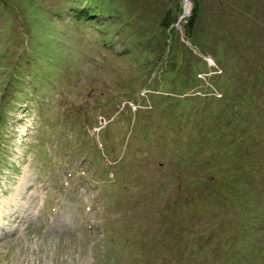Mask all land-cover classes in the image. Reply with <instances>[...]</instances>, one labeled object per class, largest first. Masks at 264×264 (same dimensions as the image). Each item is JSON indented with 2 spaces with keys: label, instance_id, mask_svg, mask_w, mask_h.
Here are the masks:
<instances>
[{
  "label": "rangeland",
  "instance_id": "obj_1",
  "mask_svg": "<svg viewBox=\"0 0 264 264\" xmlns=\"http://www.w3.org/2000/svg\"><path fill=\"white\" fill-rule=\"evenodd\" d=\"M92 1L114 11L109 32L76 17L89 0H0V264H171L155 263L166 250L153 232L173 242L176 223L201 264H264V227L247 222L264 216V155L255 171L241 153L264 139V79L243 98L248 69L264 68V0H201L193 30L192 0H134L128 30L112 23L129 24L130 8ZM146 181L159 204L181 195L173 229L158 227L153 199L139 203Z\"/></svg>",
  "mask_w": 264,
  "mask_h": 264
},
{
  "label": "trees",
  "instance_id": "obj_2",
  "mask_svg": "<svg viewBox=\"0 0 264 264\" xmlns=\"http://www.w3.org/2000/svg\"><path fill=\"white\" fill-rule=\"evenodd\" d=\"M89 1H90L89 2L90 3V6H86L85 5L83 8L79 7L80 10L79 9L78 10L76 9V11H77L76 17L79 18L80 20H87L89 22H94V21L97 22V19H100L101 18L103 21H106L107 22L106 23L107 24L106 30H107V32H109L110 31V25L111 24H109L110 21L106 20L105 18H106V14H108L110 16H113V13L112 12H114V11H109V12H106L104 14L103 11H101L100 6L96 2H94L92 0H89ZM116 1H119L121 3V5L124 6L125 8H127V9L130 8L132 10V12H134V13L131 12V14L132 15H136V16H131V19L129 21L130 22L129 24H127L125 22L122 25L121 24H117V23H112L113 26H117V25L120 26V27L122 26V29L123 30H128V29H130V28L133 27L132 26L133 24H131V23H133V20H135L136 22H139L140 21V18H139L140 15L139 14H136L137 12L134 10V8L136 7L137 4H135L136 2L134 0H116ZM200 1L201 0H192L193 5H194L193 6V10H192L191 14L188 16L187 22H186V28H188L189 30H193L195 28L196 22H197V18H198V16H200L199 15L200 14V10H201L200 3H199ZM215 1L217 2L216 6H221V7L224 6L226 9L230 7L231 0H215ZM238 3H243L245 5L246 4H249L248 7H251V8H252V5L254 6V4L252 3L251 0H247V1L246 0H241ZM81 6H83V5H81ZM231 10L233 12L240 11L237 8V6H232ZM180 12H182V8L180 9ZM183 12H184V10H183ZM175 14L176 13H173L171 11V9H168L166 11L165 15L162 17V19L160 21V26H162L164 29H168V30L171 29L172 30L173 29L172 28V25L174 23V20L176 19L175 18ZM142 15H143V13L141 14V16ZM258 17H260V16L258 15ZM263 17L264 16L262 15V18ZM140 25H142V24L140 23ZM145 27H147V26H145ZM99 31H100V34H101V38L103 40L106 39V37L108 35H104V31L102 29H99ZM187 34L189 36H192V34H190V33H187ZM166 36H167L166 37V39H167V38H170V36H172V35H170V33H168V35H166ZM135 40H137V42H140L142 44L145 43V42H148V44L150 45V51L152 50V46H151L152 43H151V41H149V39H147L144 35H138ZM122 46H123L122 51H125V49L127 51L128 48H131L129 46V44H126L125 45L123 41H122ZM140 46H138L135 50H137ZM154 47L155 46H153V48ZM170 61H172V59H170ZM248 70H250L249 71L250 74H253V76L255 75V78H253L252 80L249 79L248 82H247V86H246L245 90L243 91V96H244L243 98L245 100H247V97H250L251 95L253 96L255 94V93H253V88H255L256 90H257V88L260 89V86L258 85V78H257V76L260 77V80L261 79H264V77L261 78L262 77V71H264L263 66H261V68L258 71V72H261L260 74L259 73L257 74V72H255V70L253 68H252V70L251 69H248ZM242 73H244V72H242ZM260 83L261 84H264L263 81H261ZM256 93L258 94V97L261 99L262 104L264 105V90H261L260 89V91H258ZM154 94H156V93H154ZM255 98H256V96H255ZM242 101H244V100L242 99ZM132 103H133V101H132ZM236 104L239 107L241 106V103L240 102L239 103H236ZM238 119H239V117L237 118V116L236 117H232L231 119H229L227 121V126L228 127L235 126L239 122ZM168 138L174 139L173 133H169L168 134ZM168 138H167V140H168ZM201 143H203V141ZM241 144L245 146V147H242L241 148L242 155H246L247 157L248 156H251V161L249 163L250 164H253L254 165L253 166L254 167V170L257 171L258 161L261 160L262 159L261 157L264 155V139L263 138H260L258 141H254L253 140L250 143H241ZM259 145H261L263 147V149H261ZM197 150H198V153H199V149L198 148H197ZM193 152L194 151H188L187 158H186V155H185V157L183 159L190 158L189 155H191ZM193 154H197V151L195 153H193ZM241 159H244V158H241ZM199 161L200 160H198V159H194L193 161L192 160L190 161L193 164L192 165L193 166V169L191 171H192V174H194V175H196L195 174V170H200L202 168L201 166H202L203 162H199ZM180 164L183 167V164L182 163H180ZM184 169H185L184 167L181 168V169H179V167H178V169H177L178 170V172H177L178 174L177 175H174V176L177 177V181L175 182L174 180H172V184H175V187H176L177 190H179L178 192L180 194L183 193L181 191L183 190V179H182V177H183V174H184V171H185ZM187 172H189V170H187ZM130 174L131 173H129L128 175H130ZM194 175H191L190 176V180H192L194 178ZM194 179L197 180V178H194ZM194 184H195V182L193 181L191 183V185H194ZM137 186H140L141 187L140 190H143V194H144L143 197L139 198V203H141V204H143L145 206H147V205L150 206L149 203H148V200H151L152 201V199H153L154 202L158 204L159 207H157L156 204H153L154 209L156 208V212L155 213L157 214V215H154V217L155 218H158V221L159 222H162V225H159L158 227L164 229V226H167L168 225V224H166V222H167V220H168L169 217H172V218L175 219V216L176 215H172L171 216L170 215V212H175L176 209L174 207H176L175 205H178L179 204V197L181 195H179L176 198H174V200L168 199L165 203H163L164 201L162 199V201L160 200V204H159L157 202V200L155 199V196H157V194H159V189L160 188L153 187V185L150 184L149 181H146L142 185H137ZM185 187H186V185H185ZM236 195H238V194H236ZM245 196L244 195H240V197L236 198V202L237 201L241 202V200L244 199ZM118 200L120 202V201L123 200V198H121V197L118 196ZM197 203L198 202H195V204H197ZM172 205H174V206L172 207ZM259 205H262L264 207V203H262V204L259 203ZM123 207H124V205H123ZM193 208L194 209H197L198 206L195 205V206H193ZM115 209H116V205L114 207V210ZM201 210H202V213L205 214V212L207 213L210 209L203 208ZM167 212H169L168 215L166 214ZM249 214L252 216V219L249 220L251 216H248V221L247 222L252 221L253 223H256L255 222V220H256L257 222H261V226L264 227V218H263L264 216L259 215L257 213H251V212H249ZM154 217H151V218H154ZM258 218H260V219H258ZM231 219H233V218H231ZM176 224H175V228H177V230L174 231V233H173L174 234V238H175V240L173 242L167 241V239L165 237L166 235L161 234L159 232H153V231L147 232V234L148 233L150 234V232H153L154 235H155V238H157V236H160V240L156 239V244L161 245L166 250V252L156 251L155 257H154L155 263H157L159 261L160 262L166 261V260H168L170 258V260H172L171 264L174 263L175 260L178 263H182V260H184L183 263H185V264H201L203 262V260L200 259V257H197V255H195V253H193V255L187 253L188 247H190V245H189L190 244V241L184 239V236L181 233L182 228L181 227H178V226L181 225V223H178L177 225ZM168 226H169V228L172 227V229L174 227V225H172V224H169ZM121 229H122V232H120V233H122V234H124L125 230H127L126 227H122ZM115 233H113V232H107V235L108 234L113 235ZM127 234L129 235V231H128ZM246 237H251V236L249 235V236H246ZM152 250L153 249H151L150 252Z\"/></svg>",
  "mask_w": 264,
  "mask_h": 264
}]
</instances>
